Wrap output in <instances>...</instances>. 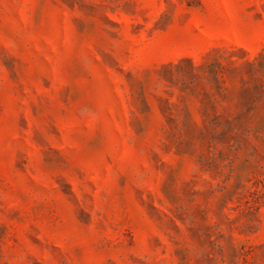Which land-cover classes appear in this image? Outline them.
<instances>
[{"label":"rangeland","instance_id":"1","mask_svg":"<svg viewBox=\"0 0 264 264\" xmlns=\"http://www.w3.org/2000/svg\"><path fill=\"white\" fill-rule=\"evenodd\" d=\"M0 264H264V0H0Z\"/></svg>","mask_w":264,"mask_h":264}]
</instances>
